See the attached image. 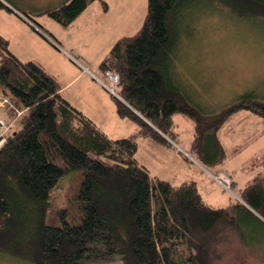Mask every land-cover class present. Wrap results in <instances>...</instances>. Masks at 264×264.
<instances>
[{"label":"trees","instance_id":"obj_1","mask_svg":"<svg viewBox=\"0 0 264 264\" xmlns=\"http://www.w3.org/2000/svg\"><path fill=\"white\" fill-rule=\"evenodd\" d=\"M93 1L66 0L44 12L67 26ZM183 1L148 0L141 28L119 38L100 63L105 73L118 75L112 95L118 113L137 123L135 133L116 139L62 96L54 75L17 57L0 34V89L26 108L0 148V254L34 264H98L116 256L125 264H214L215 246L227 238L264 244L237 227L239 214L264 227L258 216L264 217V147L241 166L253 177L240 189L241 199L226 207L207 202L194 181L175 185L151 174L136 157L138 137L174 147L176 114L194 122L191 145L213 162L225 159L217 131L235 112L250 110L264 122V97L254 90L209 115L170 73V19ZM204 1L207 13L225 11L264 30V0ZM3 7L12 10L0 0ZM71 170L81 175L74 192L80 221L63 217L59 225L48 224L51 192Z\"/></svg>","mask_w":264,"mask_h":264},{"label":"rangeland","instance_id":"obj_2","mask_svg":"<svg viewBox=\"0 0 264 264\" xmlns=\"http://www.w3.org/2000/svg\"><path fill=\"white\" fill-rule=\"evenodd\" d=\"M9 1L22 9V12H26L38 25L34 26L30 20L24 22L8 8H0V29L8 34L10 49L21 59L40 61L51 72L60 74L69 67L62 52H56V46L61 47V44L55 38L60 41L62 37L58 35L66 34L74 37L77 33L72 28H80L77 23L76 26L69 25L71 28H68L44 12L58 6L59 4H55L59 0ZM103 1L107 3L106 7ZM204 3V0H184L170 19L175 47L170 73L190 94L201 100L209 115H213L247 92L254 90L256 94L264 97V30L254 20L235 19L225 14V11L207 13ZM98 5L100 8L95 10ZM89 9L98 13V21L88 34L75 42L79 45L80 56L69 52L68 55L75 64L89 68L91 78L107 91L109 98H104L93 82L83 79L67 91L68 96L91 114L109 120L110 125H116L111 124L112 122L119 123L121 129L113 134H125V131L130 134L134 131L132 126L137 123L129 117L121 118L117 101L112 96L116 92L110 89L115 81L108 72L101 69L100 63L116 38L130 35L141 28L148 10V0H95ZM202 9L200 14L197 13ZM58 81L60 84L61 79ZM0 94L7 96L1 89ZM13 104V110H7V106L0 109V118L12 122L11 128L5 132L6 139L26 111V108H20L15 101ZM174 118L177 122V133L171 139L174 148L166 149L152 138L138 137L136 157L139 161L151 174L170 180L175 185L194 181L205 200L216 207H226L235 203L236 199H241L240 189L253 177L244 173L241 166L264 147V133L249 141L253 133L264 128L262 117L250 110H240L221 125L217 137L226 152L223 162L209 161L193 148L191 143L195 125L192 120L182 114H176ZM112 136L114 137L111 138H117L119 135ZM246 141L249 142L238 154L228 155L234 146ZM220 171L226 173L231 182L234 178L236 184L230 189L220 184L214 177ZM80 176L78 170H71L59 179L51 192L46 219L48 224L59 225L63 217L74 223L80 221L79 213L76 214L78 204L74 197ZM258 216L264 221L262 215ZM237 217V227L249 241L256 244L264 241L263 225L245 214ZM215 248L219 255L214 264H264V244L252 246L243 239L231 237L217 244ZM0 264L34 263L7 253L0 254ZM98 264L125 262L123 258L116 256L99 261Z\"/></svg>","mask_w":264,"mask_h":264},{"label":"crops","instance_id":"obj_3","mask_svg":"<svg viewBox=\"0 0 264 264\" xmlns=\"http://www.w3.org/2000/svg\"><path fill=\"white\" fill-rule=\"evenodd\" d=\"M66 0H59V2L55 5L61 4L62 2H64ZM4 2H6L4 0ZM94 2V1H93ZM91 2L87 8L81 13L79 14L69 25L71 26H76V23L78 25V27L80 28V30H77L75 28H72L74 30H76L77 35H75L74 37H70L68 36V34L66 35H58L60 37H62V39L59 41L57 39V37L55 38L60 44L61 47H57V51L62 52L61 54L63 56H65V60H67L69 67H67L65 70L61 71L60 74H58L57 72H51L47 66H45L43 63H41L38 60H35V62L39 63L41 66H43L49 73H51L52 75H54L58 81V79H61V82L59 84L60 87V92L62 94V96L67 99L73 106H75L77 109H79L80 111H82L87 117H89L100 129H102L110 138L114 137L112 135H119L116 136L117 138H121V137H126L129 136L133 133L136 132L137 130V124L133 125L131 129H133L134 131L130 134H128V132L125 131V134H113V133H118L117 131L121 129V125L119 123H115L112 122L111 124H116V125H110L109 124V120H103L101 119L100 115H93L89 112V110L85 109L84 107H82L79 103H76L72 98H70L68 96V92L70 89H72L73 85L80 82L82 79L83 80H88L93 82L97 88L99 89V91L103 94L104 98L108 99V93L107 91H105L97 82L94 78H91L90 74H89V68L88 67H83L80 66L78 63H74V61H71V59L69 58L68 52L69 53H74L76 55L80 56V48L79 45H77L75 42L77 41V39H79V41L82 39L83 36H85L86 34H88V31L92 30V27L95 25V23H97V18H98V13L96 11H94L93 9H89L90 5L93 3ZM6 5H8L12 11H14L16 13V16H18L19 18H21L24 22L27 23V20L29 22H31L32 24H34V26L37 25V22L33 19H31V17L26 13V12H22L23 10L20 9L18 6H16V4H14L13 2H10L9 0H7ZM54 6V5H53ZM52 7V6H51ZM50 8V7H48ZM99 7V5L96 7L95 10H97ZM27 9V8H26ZM9 10V9H8ZM11 11V10H10ZM69 25H67L66 27H69ZM24 26L27 27V25L24 24ZM38 26V25H37ZM136 27V26H135ZM41 28V27H40ZM138 31V30H137ZM136 31V32H137ZM131 33L130 35L135 34ZM0 34H2L9 42H10V38L8 37V34L3 31L2 29H0ZM126 36V35H125ZM122 36H120L119 38H121ZM114 38V37H113ZM119 38H116V40H114L113 43H115ZM80 46L82 47V45L80 44ZM10 47V44H9ZM67 47V48H65ZM112 47V46H111ZM11 50V49H10ZM59 50V51H58ZM12 51V50H11ZM13 52V51H12ZM14 53V52H13ZM16 55V53H14ZM17 56V55H16ZM19 57V56H17ZM21 59V58H20ZM24 61H27L29 59H22ZM34 61V60H33ZM59 83V81H58ZM97 104V102H96ZM90 109V107H89ZM91 111V110H90ZM123 118V117H121ZM121 120V119H120ZM124 133V132H123ZM116 139V138H114ZM171 141V140H170ZM158 145L162 146L163 148L166 149H171L174 148L172 146L169 145H165V144H161L159 142H156ZM138 158V157H137ZM139 160V159H138Z\"/></svg>","mask_w":264,"mask_h":264},{"label":"built area","instance_id":"obj_4","mask_svg":"<svg viewBox=\"0 0 264 264\" xmlns=\"http://www.w3.org/2000/svg\"><path fill=\"white\" fill-rule=\"evenodd\" d=\"M108 74L115 81V85L110 88L113 92H115L114 88H115V86H116V84L118 83V80H119L118 75L115 74L114 72H108ZM5 106H7L8 109L7 108L6 109L9 110V111H10V109L11 110L14 109V104H13V101L11 100V98H9L7 96H3V95L0 94V109H1V107H5ZM11 123L12 122L5 121L3 119V117L0 118V146L6 141L5 132L11 128ZM214 177L225 188L230 189V187H231V179H230V177L227 174H225L224 172H220L217 175H215Z\"/></svg>","mask_w":264,"mask_h":264}]
</instances>
